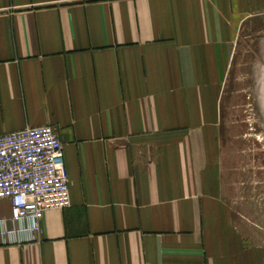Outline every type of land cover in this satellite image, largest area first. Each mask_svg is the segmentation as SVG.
Instances as JSON below:
<instances>
[{"label": "crops", "instance_id": "1", "mask_svg": "<svg viewBox=\"0 0 264 264\" xmlns=\"http://www.w3.org/2000/svg\"><path fill=\"white\" fill-rule=\"evenodd\" d=\"M262 33L264 0H0V134L54 126L71 199L7 241L0 199V264H264L222 159Z\"/></svg>", "mask_w": 264, "mask_h": 264}, {"label": "built area", "instance_id": "2", "mask_svg": "<svg viewBox=\"0 0 264 264\" xmlns=\"http://www.w3.org/2000/svg\"><path fill=\"white\" fill-rule=\"evenodd\" d=\"M0 199L11 203V217L3 220L5 241L19 233L34 237L48 210L70 205L64 144L54 126L0 134Z\"/></svg>", "mask_w": 264, "mask_h": 264}, {"label": "rangeland", "instance_id": "3", "mask_svg": "<svg viewBox=\"0 0 264 264\" xmlns=\"http://www.w3.org/2000/svg\"><path fill=\"white\" fill-rule=\"evenodd\" d=\"M250 39L243 41L237 56L240 62L231 69L227 84L222 159L226 162L227 197L241 211L238 220L247 229L249 225H260L264 237V128L251 96L249 62L254 51L253 45H248Z\"/></svg>", "mask_w": 264, "mask_h": 264}, {"label": "flooded vegetation", "instance_id": "4", "mask_svg": "<svg viewBox=\"0 0 264 264\" xmlns=\"http://www.w3.org/2000/svg\"><path fill=\"white\" fill-rule=\"evenodd\" d=\"M258 44L256 48H253L254 51V56L252 57L251 61L249 62L251 65V79H250V84H251V96H255V86L257 84L258 80V74L261 72V67H264V60L263 57L259 55V49L262 48V45L264 47V34H261L259 36H256L253 39V43ZM264 69V68H263Z\"/></svg>", "mask_w": 264, "mask_h": 264}, {"label": "water", "instance_id": "5", "mask_svg": "<svg viewBox=\"0 0 264 264\" xmlns=\"http://www.w3.org/2000/svg\"><path fill=\"white\" fill-rule=\"evenodd\" d=\"M253 48H256L258 44L253 43ZM259 55L263 57L264 60V47L259 49ZM264 67H261V72L258 74L257 84L255 86V96L254 104L258 113L259 120L264 128Z\"/></svg>", "mask_w": 264, "mask_h": 264}]
</instances>
